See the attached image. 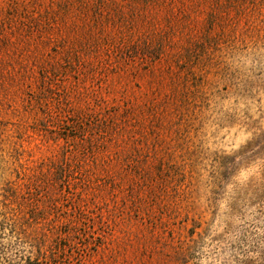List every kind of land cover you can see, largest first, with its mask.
Segmentation results:
<instances>
[{
  "label": "rangeland",
  "instance_id": "374dc122",
  "mask_svg": "<svg viewBox=\"0 0 264 264\" xmlns=\"http://www.w3.org/2000/svg\"><path fill=\"white\" fill-rule=\"evenodd\" d=\"M264 264V0H0V264Z\"/></svg>",
  "mask_w": 264,
  "mask_h": 264
},
{
  "label": "trees",
  "instance_id": "16d2710c",
  "mask_svg": "<svg viewBox=\"0 0 264 264\" xmlns=\"http://www.w3.org/2000/svg\"><path fill=\"white\" fill-rule=\"evenodd\" d=\"M30 264V263H29Z\"/></svg>",
  "mask_w": 264,
  "mask_h": 264
}]
</instances>
